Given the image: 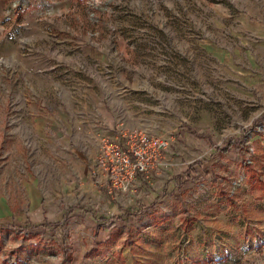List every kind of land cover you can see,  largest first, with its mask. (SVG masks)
<instances>
[{
  "label": "rangeland",
  "instance_id": "obj_1",
  "mask_svg": "<svg viewBox=\"0 0 264 264\" xmlns=\"http://www.w3.org/2000/svg\"><path fill=\"white\" fill-rule=\"evenodd\" d=\"M118 126L169 143L110 196L94 160ZM121 245L264 264V0H0V264H109Z\"/></svg>",
  "mask_w": 264,
  "mask_h": 264
},
{
  "label": "built area",
  "instance_id": "obj_2",
  "mask_svg": "<svg viewBox=\"0 0 264 264\" xmlns=\"http://www.w3.org/2000/svg\"><path fill=\"white\" fill-rule=\"evenodd\" d=\"M168 138L142 129L118 126L103 135L96 147L94 164L103 172V185L110 196L133 191L138 176L143 180L166 166L164 153Z\"/></svg>",
  "mask_w": 264,
  "mask_h": 264
},
{
  "label": "crops",
  "instance_id": "obj_3",
  "mask_svg": "<svg viewBox=\"0 0 264 264\" xmlns=\"http://www.w3.org/2000/svg\"><path fill=\"white\" fill-rule=\"evenodd\" d=\"M100 175L98 176V182H101L102 183V181H103V176H102V173L100 172L99 173ZM157 174V173H156ZM138 178L139 177H137V181H136V187H135V189H137V186L138 185H144V181H143V179L142 180H138ZM104 186V185H103ZM134 189V190H135ZM107 192V191H106ZM131 192H133V191H131ZM134 195V194H133ZM95 198H96V200L97 201H99L100 199L102 200V201H104V204H105V202H109L108 201V199H103V198H101L98 194L95 196ZM96 215H93V217H94V219L95 220H97V221H100V218H96L95 217ZM122 223H124V222H122ZM43 225H45V224H43ZM102 224H100V223H95V237H93V239H94V243H97V242H100V241H102V240H104L105 238L103 237V234H101V232H100V229H99V226H101ZM107 242V241H106ZM111 243H112V241H111ZM113 243H115V242H113ZM121 248L123 247L122 245L120 246ZM127 252H128V250H126L124 247L121 249V250H119L118 252H113L112 254H110L109 256H107L106 258H105V261H106V263H109V264H138V263H143L144 261H145V257L144 256H142V255H140V254H136V255H130L129 256V254H127ZM151 259H153V260H155V258H151Z\"/></svg>",
  "mask_w": 264,
  "mask_h": 264
},
{
  "label": "trees",
  "instance_id": "obj_4",
  "mask_svg": "<svg viewBox=\"0 0 264 264\" xmlns=\"http://www.w3.org/2000/svg\"><path fill=\"white\" fill-rule=\"evenodd\" d=\"M194 167H195V166H194ZM189 169H190V168H189ZM189 169H188V170H189ZM186 173H187V172H186Z\"/></svg>",
  "mask_w": 264,
  "mask_h": 264
}]
</instances>
